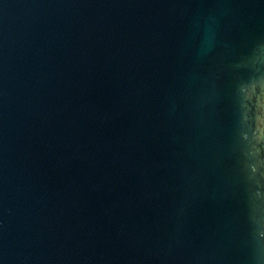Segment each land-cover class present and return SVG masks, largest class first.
<instances>
[{
    "label": "water",
    "instance_id": "water-1",
    "mask_svg": "<svg viewBox=\"0 0 264 264\" xmlns=\"http://www.w3.org/2000/svg\"><path fill=\"white\" fill-rule=\"evenodd\" d=\"M0 264H264V0H0Z\"/></svg>",
    "mask_w": 264,
    "mask_h": 264
}]
</instances>
